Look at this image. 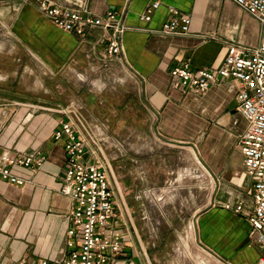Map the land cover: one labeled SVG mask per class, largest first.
Returning a JSON list of instances; mask_svg holds the SVG:
<instances>
[{
  "label": "crops",
  "instance_id": "0c3cea01",
  "mask_svg": "<svg viewBox=\"0 0 264 264\" xmlns=\"http://www.w3.org/2000/svg\"><path fill=\"white\" fill-rule=\"evenodd\" d=\"M41 1L86 10L94 17L108 11L122 16L128 27L122 36L124 53L109 60L124 64L139 81L161 140L168 146L192 148L215 184L212 206L197 220L198 242L229 264H257L261 254L249 240L246 218L254 203L253 183L239 149L240 136L248 127L239 111V85L229 79L205 93H185L170 70L186 61L194 69L221 67L230 46L260 44L259 23L229 0ZM154 2L160 5L150 23L141 21L140 15ZM171 8L191 17L188 34L161 32ZM0 23L9 25L17 39L53 69L63 70L81 60L104 61V31L94 29L83 36L63 32L46 18L37 0H0ZM61 120L50 109L0 100V155H45L41 167H12V173L26 180L24 186L0 181V264H34L41 259L59 263L68 255L73 203L61 193L68 161L64 140L53 139ZM122 185L114 176L121 216L117 229L125 235L126 246L112 264H148L139 251L138 230L125 197L129 187ZM242 202V214L224 209V204Z\"/></svg>",
  "mask_w": 264,
  "mask_h": 264
},
{
  "label": "rangeland",
  "instance_id": "374dc122",
  "mask_svg": "<svg viewBox=\"0 0 264 264\" xmlns=\"http://www.w3.org/2000/svg\"><path fill=\"white\" fill-rule=\"evenodd\" d=\"M109 59L53 69L0 23V100L80 110L102 140L118 183L129 187L136 244L148 264H220L196 237L215 184L192 148L161 140L139 81Z\"/></svg>",
  "mask_w": 264,
  "mask_h": 264
},
{
  "label": "built area",
  "instance_id": "2783aa9c",
  "mask_svg": "<svg viewBox=\"0 0 264 264\" xmlns=\"http://www.w3.org/2000/svg\"><path fill=\"white\" fill-rule=\"evenodd\" d=\"M37 1L46 18L63 32L83 36L87 31L100 29L105 33V58L123 56L122 36L128 27L118 13L108 11L105 16L94 17L86 10L62 9L46 1ZM229 1L259 23L260 44L251 48L230 46L222 66L217 69H194L186 61L170 72L185 93H205L229 79L239 85V111L248 126L240 136L239 149L245 174L253 183L251 195L254 203L246 213L250 226L249 240L260 250L257 264H264V0ZM159 5V2L150 4L140 15L141 21L150 23ZM169 15L161 27L164 35H186L190 32L189 15L173 8L169 9ZM50 110L62 116L53 139L64 140L68 161L66 182L61 193L73 203L66 242L69 252L62 262L41 259L34 264H112L126 246L125 235L117 229L121 216L116 189L112 186V161L103 149L102 140L78 108L68 106ZM44 160L43 152L24 158L2 154L0 181L24 186L26 180L12 173V167H41ZM224 209L242 214L244 203L224 204ZM217 260L220 264H229L220 258Z\"/></svg>",
  "mask_w": 264,
  "mask_h": 264
}]
</instances>
